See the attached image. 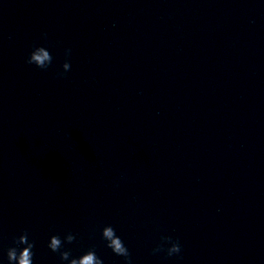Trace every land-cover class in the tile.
Instances as JSON below:
<instances>
[{
    "label": "clouds",
    "instance_id": "9594fccd",
    "mask_svg": "<svg viewBox=\"0 0 264 264\" xmlns=\"http://www.w3.org/2000/svg\"><path fill=\"white\" fill-rule=\"evenodd\" d=\"M46 36V34H45ZM71 49L65 50V55L69 56ZM53 57L47 48L43 46H34L33 50L27 57L26 63L34 64L41 70H47L52 64ZM62 72L59 76H63L70 71L71 65L68 60L62 64ZM77 237L71 232L66 233L63 239L60 235H52L48 241V248L59 255L61 262L67 264H104L101 257L96 254L95 247L89 248L86 252L78 257H72L71 250L65 248L66 244H72ZM101 239L106 242V247L119 256L123 257L124 264H132L131 253L124 244L123 240L116 234L115 229L111 225H106L101 230ZM14 246L7 248L6 255L8 264H33L35 242L29 240L27 231H24L18 237L13 239ZM23 246V247H21ZM164 252L167 257L179 256L181 253V245L178 239L171 236H161L160 243L152 249V253L156 254Z\"/></svg>",
    "mask_w": 264,
    "mask_h": 264
}]
</instances>
